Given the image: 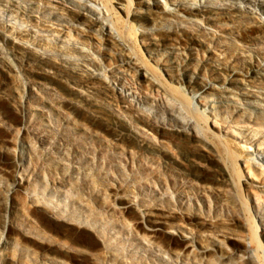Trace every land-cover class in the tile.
Returning a JSON list of instances; mask_svg holds the SVG:
<instances>
[{"label":"rangeland","instance_id":"rangeland-1","mask_svg":"<svg viewBox=\"0 0 264 264\" xmlns=\"http://www.w3.org/2000/svg\"><path fill=\"white\" fill-rule=\"evenodd\" d=\"M110 2L0 0V264H109L91 257L104 251L102 244L90 230L68 220L64 200L59 202L63 196L46 197V205L57 206L62 220L30 203L38 178L54 179L65 188L75 181L94 198L97 194L89 189L97 172L104 180L108 176L98 196L106 198L109 208L121 199L134 206L117 224L131 221L136 213L151 216L173 228L155 240L164 250L175 249L176 230L181 229L211 255L201 262L170 261L150 248L155 264H234L246 251L253 264H264L261 214L254 211L264 213V0H145L139 5L144 12L155 5L146 23L130 16L133 0H125L123 12ZM176 4L187 11L175 12ZM191 8L211 10L219 20L208 21ZM167 10L174 15L168 16ZM85 15L110 25V36L135 67H122L124 57L107 48L108 35L92 31ZM230 76L233 81L227 85ZM199 84L208 89L198 97ZM224 87L237 94L226 98L220 93ZM179 119H187L192 128L177 125ZM181 129L198 135L213 154L198 152L210 158L195 174L185 158L196 153ZM114 130L123 137L127 131L144 135L162 151L154 157L135 154L146 170L157 171L159 187L153 185L144 206L133 198L139 180L133 184L127 175L135 165L128 163L125 171L118 164L130 153L112 141ZM246 148L252 170L241 156ZM93 149V154L103 149L109 164L101 160L96 168L89 159V168L83 163ZM87 170L92 175L84 176ZM164 177L173 184L170 196ZM27 224L43 228L53 244L34 237ZM125 224L122 232L127 233ZM60 238L65 247L67 240L74 241L76 248L71 247L84 253L64 254L56 245ZM124 245L127 253L144 254V247H129L127 241Z\"/></svg>","mask_w":264,"mask_h":264},{"label":"bare ground","instance_id":"bare-ground-1","mask_svg":"<svg viewBox=\"0 0 264 264\" xmlns=\"http://www.w3.org/2000/svg\"><path fill=\"white\" fill-rule=\"evenodd\" d=\"M118 1L119 0H114L113 2H110V0H109V2L113 4L112 7L114 8V10L116 9V10H119V11L123 12L124 8L126 7L125 0H122V2H124V4L121 3V2H118ZM133 1H134V4H135V7L132 9V12H131L130 16L132 17V19H135L136 21L143 20L146 23L147 19H149V16H151V15H153V13H155L153 11V8L155 7V5L151 4L150 6H148L147 11L144 12L143 10H141L139 5L142 4L143 2H145V0H133ZM84 8L87 9V11L89 13H94V14L96 13L94 11L95 9L93 10L90 7H87L86 5H84ZM174 9H175V12H182L183 13V12L187 11V8H185V6L180 5V4L174 5ZM227 9L228 8H226L225 10H227ZM190 11H196V13H199L200 16H204L208 21L218 22V20H219V18H212V14L209 13V12H211V10L210 11H199L196 8H191ZM166 12H167L168 16L169 15H171V16L174 15V10L173 11L172 10H167ZM83 20H85L86 23L87 22H92L91 28H90L92 31H100L105 36L108 35L109 38L106 40V46H107L108 49L111 48V47L114 48L118 52L117 54H119V55L124 57V60L122 62V64H123L122 67H135L127 59L126 54H124V48L121 46V44L117 40H115V38L113 36H110L111 35L110 25L106 21H104L102 19H99V18H92L91 16H86V15L83 18ZM263 26H264V24H263ZM146 37L149 38V40L152 39L148 35H146ZM19 45H20V43H19ZM253 73L254 72L250 70L249 74L251 75ZM232 78H233V76H230V78L227 81V85H229V83L231 84V82L233 81ZM150 85L153 86L152 83H150ZM228 87L222 88L220 93L223 94L226 98L230 99V98H232V96L236 95L237 93L235 91L231 90V89H228ZM207 89H208V87H207L206 84H199L198 88H197V92H199L198 97L201 94L205 93ZM138 121H139V119H138ZM175 122L177 123V125H180L182 128L185 127L186 129H189V127L191 126L187 119L186 120L182 119L181 121L179 119L178 121H175ZM190 128H192V127H190ZM184 130H182L183 132L180 131V130L179 131H180L181 134H184V138L187 140V143L189 144L191 149H193V151L196 153L195 155H190V157H186L185 161L189 162V168L191 169V171H190L191 174H195V172L197 173V170L199 171L200 168L203 169V167L206 166L205 162L207 161V158H210L208 156H206V157L204 156L203 157L198 152L202 150V151H205L207 153V155H213V154H211L212 151L209 148V146H207L206 142H204L198 135H194L193 133L189 134L187 132H184ZM173 132H175V131H173ZM193 132H195V131H193ZM142 136H144V135H142ZM142 136L137 135L136 133H134L132 131H127L126 135L124 137H123V133L120 132V131H117V130H114L111 133V139H112L113 142H115V145L118 143L119 146L122 149H124L126 152L130 153L129 156L127 154L126 155L122 154L123 156L119 159V163L118 162L117 163L124 170H125V168L128 167V163H130V165L134 164L135 165V169L138 170L137 174H135L136 170L134 171L132 169L133 171H131L129 169L128 170L129 173H127V175L129 176L130 181H132L133 184L136 183L135 180H139L138 181V187L133 188V189H135L134 190L135 192L133 193V198L138 200V203L141 206H144V204L147 201V200H145V198H149V197H151V194H153V185H157L159 187V185H158L159 183H157L155 181L156 177H157V175H155V171L156 170L155 171H151V172L146 170L141 164L138 163L139 160H138V157L135 156V154L137 155L138 153H140L141 156H143V157H145V155H149V157H154V156L161 155L162 151L160 149H158L156 146H154L152 143H150L146 139V137L144 138ZM211 147H212V145H211ZM73 148H74V146H73ZM218 149H219V147H218ZM220 149L219 150L215 149V150H217V152L219 153L222 150V149L221 150ZM94 150L95 149H93L91 152L87 151L88 152L87 154L90 155L91 157L89 156V157H87V159H84L82 161L89 168L91 167V165L89 164L90 163L89 159L93 160V162H95V164H97L95 166L96 168H98L101 165V163H99L101 160H103V161L105 159L109 160V157L106 156V154L103 152V149L100 150L96 154L95 153L93 154ZM83 151H84V149H83ZM228 151H230V150H228ZM32 152H33V149H32ZM223 152H225V151L223 150ZM230 153L232 154L233 152L231 151V152H229V154ZM242 153H244V154H242ZM87 154H85V155H87ZM241 154H242L241 155L242 158L245 160V163L247 162L246 163L247 164L246 167H248V170H249V168L251 169V167L254 168L255 167L254 163L251 160L252 155H250V153L247 151V148L244 151H241ZM30 155H31V153L29 154V156ZM39 155H40V152H39ZM39 155H38V157H39ZM219 155H220V153H219ZM20 156H22V154H20ZM234 156H236V155H234ZM237 157H240V155L236 156V158ZM67 158H68V156H67ZM74 159H75V157H74ZM237 159L240 160L239 158H237ZM72 160L73 159H71V161ZM142 160L146 161V159H144V158ZM52 161L50 160L51 163H52ZM34 162L35 161H33V163ZM50 162H49V164H50ZM68 162H67V164H68ZM65 163L66 162H64V164ZM145 163H147V162H145ZM104 164H109V162L105 160ZM92 165H93V163H92ZM60 168H61V166L59 167V169ZM69 169H70V167H69ZM115 169L116 168L113 167V171H115ZM62 170H64V169H62ZM111 170H112V168H111ZM76 171H77V169L75 170V172ZM87 171H88L89 174L86 171H84V174H85L84 176H86V177L90 176V174L93 173L90 170H87ZM53 173H55V171ZM66 173L69 174V176H70V170H68ZM116 173H115V176H116ZM156 173H157V171H156ZM118 174L120 175L121 173H118ZM51 176L52 175H50V177ZM53 177H51V178H53ZM61 177H62V175H61ZM119 177H121V175ZM107 178H108V176H105V180ZM53 180L54 179H52L51 181H47L46 179L42 178L40 180L38 178L37 181L34 182V184H35L34 188L37 191H36V193L34 195V198L30 199V203H31L32 207L33 208L42 207V208H44V210H47L49 212V214H51L52 217L57 218L59 220H62L63 217L61 216V213L60 214L58 213V207L57 206H52L51 207V206L46 205V197L54 199V198H59V197L63 196V198L59 202L61 203L64 200L63 201V206H64V208L67 211V215L69 217L68 220L70 222H73V223L77 222L78 225L81 226L80 228H82V230H83V228H87L88 230H90L92 232L93 236L97 237L99 239L100 243L102 244V247H103V250H104L103 252H96V253H92L91 254V257L93 259H95L96 261H101L102 263L103 262L105 263V262L108 261L109 264H155L154 263L155 259H153L151 253H149L150 248H153V249L156 248V249H154L155 252L165 254L170 261H172V260H174V261L175 260H179V261L196 260L195 262H197V261L201 262L202 260H206L205 259L206 256L210 257V258L208 257L207 260L211 259V255H207V251L209 249L201 248V247H199V245L196 246L193 243V241H191V239L188 237V233H186L185 231H182L181 229L176 230L178 232V234H176L175 238H174L175 241L177 242L175 249L174 248L173 249L169 248L170 249L169 251L164 250V246L162 245V243L160 241L155 242V240H156L157 237L163 235L164 233H168L167 229L172 230L173 228H171L169 225H166L162 220L154 219L151 216H147V215H142L140 213H136V215L133 216L131 221H127L125 219L127 221L126 224H125V220H124V222L121 220L120 223L117 224L118 217L121 214H123L124 212H128L131 209H133L134 206L132 207V205L129 203V201H125L126 199L125 200L121 199V200H119V202H118L119 205H117V207L113 206L112 208H109L108 204H107V202L105 200L106 198L100 199V197L98 196V193H99L98 188L101 187L103 185V183L105 182V180L103 178H100V172H97L95 178L93 179V182H92L93 189H89L90 190V192H89L90 194H94V192H95V194H97V195L94 196V198H91L89 195L85 194L84 191L81 189V187L75 186V183H76L75 181H74V183L70 181L69 187L67 186L68 188H65L63 185L55 184ZM109 180H111V179L109 178ZM118 180H119V178H117V181ZM155 182H156V184H154ZM164 182L166 184L165 187L167 186V188H168L167 189V194L170 196L172 194L173 187H171V186L173 184L168 180L167 177H164ZM113 185H117V184H113L112 183V187H113ZM244 185L246 187H251V188H255V189H259L260 188L259 185H254V184H251L249 182H245ZM82 188L84 190H87L88 189L87 184H84ZM131 191H132V189H131ZM159 191H160V189H159ZM105 196H106V194H105ZM229 200H227L226 202L230 204ZM150 202H151V200H150ZM232 204L233 203H231V205ZM233 207H234V205H233ZM234 210H237V209H234ZM108 211H111L110 215L108 214ZM254 211L258 215L261 214V217L258 219V223L260 224V226L263 225V227H262L263 229L261 228L260 237H262V239H264V217H263L264 213L262 211H260L259 209L255 208V207H254ZM259 211L261 213H259ZM184 216H186V215H184ZM121 219H123V217H121ZM35 222L38 223V219H36ZM123 224H125V226L127 227V228L125 227L127 233L122 232L123 231L122 228L124 226ZM27 226H28V228L30 230V233L33 234L34 237H37V238L43 240L45 243H47L49 245L53 244L51 242V240H52L51 237L50 236H46V232H45V230L43 228L38 227L37 225L35 227V225H31V224H27ZM181 226H182V224H181ZM110 232H112V233H110ZM120 235L126 236V239L125 240H120L119 239ZM173 235H174V233H173ZM61 240H63V239L62 238L58 239V243H56V245L59 246V248H62V250H60V251H63L64 254H71V255L75 254L76 255V254H83L84 253L83 251L75 249L76 246H75V242L74 241L71 243L69 240H67L66 243L68 245H66V247H65V245L61 243L62 242ZM125 241L128 242L129 247L134 246L136 248L138 247L139 249H142L144 247L143 250H142V252L144 254L135 255L134 252L127 253V250H126L125 245H124ZM71 245L73 247H75V248L71 247ZM167 245L170 246L169 243ZM242 246H244V248H245L246 244H244ZM64 247L67 248L66 249L67 251L65 249H63ZM77 248H80V247H77ZM245 249H244V251H245ZM245 253H247V251L244 252V255L241 256L242 258L239 260V262L234 263V264H253V260L251 259L250 256H248L246 254L247 256L245 258Z\"/></svg>","mask_w":264,"mask_h":264}]
</instances>
